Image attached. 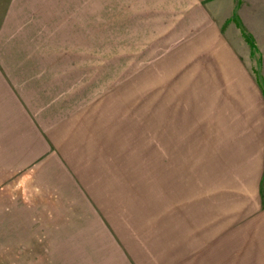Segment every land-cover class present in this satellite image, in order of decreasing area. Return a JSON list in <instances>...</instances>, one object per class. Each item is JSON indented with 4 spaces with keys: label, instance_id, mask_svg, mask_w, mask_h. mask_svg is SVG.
Masks as SVG:
<instances>
[{
    "label": "crops",
    "instance_id": "obj_1",
    "mask_svg": "<svg viewBox=\"0 0 264 264\" xmlns=\"http://www.w3.org/2000/svg\"><path fill=\"white\" fill-rule=\"evenodd\" d=\"M189 1L193 4L189 5ZM242 7L241 0H188L182 6L183 10L175 17L179 20L181 36L178 39L183 42L178 51L183 57L186 48L187 55L193 59L189 63L193 69L190 68L187 75L190 91L183 98L175 94L173 100L151 98L145 101L149 137L146 146L140 147V131L133 130L128 118L122 120V111L119 118L114 111L109 115L107 84H101L103 91L93 96L91 73L86 81L80 70L85 64L65 57L59 69L52 66L46 75L44 70L35 72L25 82L21 74L11 80L10 65L0 66V82H4L0 87L5 114L0 120L3 129L6 122L20 116V128L34 133L33 140L27 141L25 134L12 132L14 126L13 130L5 128L4 162L17 167L16 172L21 175L31 172L30 182L34 184L37 179L38 184L51 187L59 201L66 202L64 197H69L67 214L72 212L74 216L69 217L81 228L85 240L76 244L81 243L84 250H113L119 255L123 253L124 262L119 263L120 258L115 257L112 264H138L128 254L130 246L133 248L137 242L141 249L138 253L148 259L152 257V249L140 243V238L136 240L138 234L129 230L131 214H125V207L133 196L138 203L141 201L135 195L144 196L143 201L152 207L150 218L159 206L163 215L158 219L162 218L163 226L151 227L149 237L153 240L168 235V248L178 252L179 261L184 264L190 256L186 249L234 247L237 223L251 222L258 216V212L252 215V209L263 189L261 182L264 184V95L251 65L245 63L237 47L243 39L230 38L227 32V27L239 30L231 19L236 13L244 28L255 42L258 41L245 23ZM184 11L187 13L183 14ZM39 18L40 15L33 13L27 20L31 31ZM186 25L195 26L197 33H184ZM17 38L7 36L0 43L4 48L2 53H7L9 59L21 57L16 52L22 46ZM73 49L77 50L74 46ZM249 52L250 48V57ZM83 59L84 56L78 57V60ZM88 68L91 70V63ZM183 83L175 81V86L170 88L183 89ZM132 87L140 90L138 78L133 79ZM155 88L154 84L152 89ZM134 97V103L140 104ZM6 115L12 121L7 120ZM136 121L139 123L138 117ZM204 139H210L212 145H206ZM225 141L233 148V157H240L242 161L233 165L240 174L234 176L237 180L228 181L224 186L237 185L246 194L244 203L237 204V197L230 194H224L221 200L220 175L212 171L211 163L204 161V148L209 149L214 164L213 152ZM251 147L257 150L249 151ZM155 161L162 164L158 177L153 167ZM139 170H147L148 182L138 180ZM160 177L162 182H158ZM134 181L144 189L135 187ZM90 200H96L99 206H92ZM165 213L173 215L171 223L176 233L169 230ZM221 217L227 218L222 225ZM220 226L227 227V241L221 239ZM115 232L120 233L115 235Z\"/></svg>",
    "mask_w": 264,
    "mask_h": 264
},
{
    "label": "rangeland",
    "instance_id": "obj_2",
    "mask_svg": "<svg viewBox=\"0 0 264 264\" xmlns=\"http://www.w3.org/2000/svg\"><path fill=\"white\" fill-rule=\"evenodd\" d=\"M187 1L0 0V43L5 37L16 35L22 45L16 50L21 55L19 59H9L7 53L6 55L2 53L4 48L0 47V66L10 65L8 75L11 80H14V75L19 78L21 74L25 82L28 76L35 72L44 70L46 75L52 66L59 69L64 64L65 57L70 60L74 58L78 64H85V68L80 70H83L86 81L88 74L91 73L93 96L96 92L103 91L99 87L101 84H107L110 93L109 115L111 116L114 111L115 117L119 118L122 111V120L128 118L133 130L140 131V147L146 146L149 137L147 116L144 113L145 101L151 98L173 100L175 94L183 98L190 91L189 88L187 89L189 77L187 75L189 69H193V66L189 67L193 59L187 55L186 48L183 57H180L178 49L183 42L178 39L181 36L179 20L175 18ZM241 2H243L245 23L258 40L257 50L253 52L250 49L249 57L250 47L246 44L247 41L242 33L240 34V29L229 30L227 27V32L230 38L243 39L237 47L245 63L251 65L252 74L264 95V0H241ZM190 4L193 2L189 1ZM33 13L40 15V18L34 23L31 31L27 20ZM186 13L187 11L183 12ZM183 31L197 33L196 27L190 25H186ZM232 44L238 43L232 42ZM73 46L77 50H74ZM69 52L70 54L67 55ZM83 56V60H78V57ZM88 63H91V70L88 68ZM181 71L184 74L180 75ZM77 74L82 72L77 71ZM137 78L140 83L139 91H135V87H132L133 79ZM180 80L184 82L181 85L183 89L173 91L170 87H174V82ZM154 84L156 88L152 89ZM3 85L2 80L0 87ZM133 95L140 104L134 103ZM2 106L4 105L0 100V116L2 115L0 120L5 118ZM6 119L12 121L7 115ZM15 119L13 122H4L5 128L13 130L14 126L12 132L23 133L29 138L27 141H32L34 133L26 128H20L22 125L20 116ZM5 128L3 129L0 122V264H112L115 257H119V263H123V253L119 255L113 250H84L81 243L76 244L85 240V237L80 231V226L69 217L74 216L73 213L67 214L70 208L69 197H64L66 202L59 201L52 194L51 187H45L44 183L38 184L36 178L34 184L30 182L33 179L31 172L21 175L20 172H16L17 167L14 168L13 165L4 162ZM156 139L158 140V137ZM204 141L206 145H212L210 139ZM203 150L205 163H211L209 167L220 175L221 200L224 199V194H230L237 197V204L240 201L244 203L247 199L246 194L240 191L237 185L224 186L228 181L237 180L234 176L238 177L240 174L233 169V165L241 163L242 159L233 157V148L227 142L217 145V151L213 152L214 164L211 162L209 149ZM256 150L251 147L249 151ZM158 160L157 155L156 161ZM160 164L156 162L153 166L157 177L162 166ZM145 171H137L140 182L142 179L148 182V173ZM127 173L130 176V171ZM136 176L137 174L134 175ZM132 177L133 175L131 179ZM158 182H162L161 177ZM133 183L135 187L144 189L137 181ZM261 183L263 189L259 191V197H256L258 202L256 205L253 204L252 215L258 212L262 216L257 213L258 216L253 217L251 222L237 223L234 235L235 246H231L230 249L203 248L191 251L186 249L185 252L190 255L185 260L187 264H264V227L261 226L264 224V209H262L264 184L263 181ZM135 196L141 201L138 203L133 196L131 203L126 204L125 207V214L127 212L131 214L128 217L131 223L129 230L138 234L136 240L140 238L142 240L140 243L143 242L147 248L152 249L153 258L148 259L145 255H140L138 252L141 249L137 242L134 243L133 248L130 246L128 253L130 257L138 264H184L183 261H179L180 254L168 248L166 242L169 240L168 235L153 240L149 237L153 231L151 227L163 226L160 222L162 218L158 219V216L163 215L159 212V206H156L157 212L150 218L152 207L143 201L144 196ZM90 204L99 206L96 200H90ZM128 205H130L129 209H127ZM160 210L162 212V209ZM95 211L98 212L99 209ZM164 216L165 221L169 223V230L176 233V227L171 223L173 215L165 213ZM226 220L227 218L221 217L220 225ZM118 228L122 227L118 226ZM220 228L221 239L227 241V227L220 226ZM119 233L115 232V235Z\"/></svg>",
    "mask_w": 264,
    "mask_h": 264
},
{
    "label": "trees",
    "instance_id": "obj_3",
    "mask_svg": "<svg viewBox=\"0 0 264 264\" xmlns=\"http://www.w3.org/2000/svg\"><path fill=\"white\" fill-rule=\"evenodd\" d=\"M232 20L235 21L237 27L241 30L242 35L244 36L245 40L250 46V49L254 52L257 50L256 42L253 36L244 28L242 23L240 22L239 18L237 17L236 13H233Z\"/></svg>",
    "mask_w": 264,
    "mask_h": 264
}]
</instances>
